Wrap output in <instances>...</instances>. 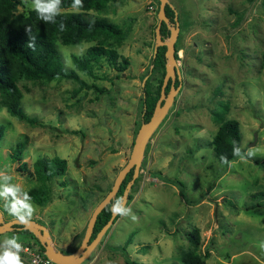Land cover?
Listing matches in <instances>:
<instances>
[{
  "label": "rangeland",
  "instance_id": "1",
  "mask_svg": "<svg viewBox=\"0 0 264 264\" xmlns=\"http://www.w3.org/2000/svg\"><path fill=\"white\" fill-rule=\"evenodd\" d=\"M18 1L17 11L34 7L33 0ZM167 3L177 19L179 87L147 139L127 191L125 206L137 219L118 215L78 264H183L180 253L191 247L185 231L192 226L199 233L195 250L207 263L264 264V196L258 194L264 190V0ZM157 8L158 0H109L101 11L87 10V16H105L123 29L115 45L128 60L121 72L101 60L95 68L101 77L88 76L71 55L83 54L94 40L56 41L64 68L86 85L70 78H20L19 105L42 125L0 106V172L11 175V183L25 191L38 184L31 164L39 155L66 159L64 173L48 181L50 199L42 205L30 201L36 207L32 219L46 226L63 252L79 244L91 210L128 158L140 122L141 82L150 67ZM160 76V69L149 73L152 86ZM227 118L238 122L242 152H255L245 161L230 159L231 167L215 158L209 143ZM18 140L21 158L14 160L10 152ZM0 212L3 220L14 218L3 198ZM13 236L35 242L28 233L5 230L0 243Z\"/></svg>",
  "mask_w": 264,
  "mask_h": 264
},
{
  "label": "trees",
  "instance_id": "2",
  "mask_svg": "<svg viewBox=\"0 0 264 264\" xmlns=\"http://www.w3.org/2000/svg\"><path fill=\"white\" fill-rule=\"evenodd\" d=\"M109 0H82L83 9L76 13L72 7L73 0H61V14L55 17L56 23H45L38 18L34 7L26 11H17L18 0H0V106H3L7 112L14 115L29 124L42 125V122L29 115L20 107L21 92L17 81L20 78L35 80H51L54 78H70L78 81V85H86L83 79L79 78L73 69H65L56 48V41L59 40L63 44H76L80 41L94 40V43L88 45L81 55H71L74 66L83 71L86 75L93 78H99L101 75L95 72V68L100 66L101 60H104L116 71L121 72L128 64V60L122 54L116 51L115 45L119 44L124 37L123 29L115 22L108 20L105 16H87V10L93 9L101 11ZM165 14L168 22H173V9L165 4ZM63 22L65 30L61 31L60 23ZM31 29L30 33L25 28ZM160 35L165 38L169 34V28L165 22L160 24ZM30 37L36 38L35 50L28 47ZM179 45L177 40L174 42V56L177 58V49ZM164 45H158L155 53L150 56V67L141 84V95L139 98L141 114L140 121L146 120L150 116L155 101L159 95L162 74L164 72ZM153 69H160L161 76L155 86H152L149 80V73ZM179 79L174 78L173 84L176 85ZM95 86L94 84H91ZM169 87V79L164 89ZM97 91L103 88L95 86ZM140 122H138L139 125ZM75 131V130H74ZM4 132V126L0 123V137ZM241 133L239 131L236 119H222L209 143L215 158L220 161L221 156H226L228 160L235 158L233 156V147H239ZM133 140V139H132ZM132 143V142H131ZM23 147L22 141H16L10 155L14 160L21 158ZM243 153V152H242ZM257 161V158H253ZM24 167L25 163L20 162ZM32 175L38 180V184L26 189L31 200L38 205H42L50 199L51 189L48 181L62 175L66 169V159L59 155L51 156L39 155L32 161ZM132 169L128 170L122 178L116 192L108 203H106L97 213L94 220L90 238H92L102 224L110 215V205L121 198L122 191L126 182L130 179ZM135 179V178H134ZM62 185L63 181H59ZM264 196V190L258 192ZM131 194L127 192L126 199L129 200ZM118 215L113 217V220ZM112 220V221H113ZM13 232L28 233L35 240L33 243L38 250L43 252V246L38 242L35 236L27 229L12 228ZM119 246L124 250V245L129 241V236ZM185 237L190 248L180 253V260L183 264H209L200 255L195 247L199 241L198 228L192 226L185 231ZM18 242H26L20 240ZM28 242V241H27ZM206 254V252H204ZM129 264H135L134 261H127ZM56 264V263H52Z\"/></svg>",
  "mask_w": 264,
  "mask_h": 264
},
{
  "label": "water",
  "instance_id": "3",
  "mask_svg": "<svg viewBox=\"0 0 264 264\" xmlns=\"http://www.w3.org/2000/svg\"><path fill=\"white\" fill-rule=\"evenodd\" d=\"M165 4H168L167 0H158V8L156 12L157 21L153 30L154 42L152 53H155L156 47L158 45L165 46L164 72L160 84L159 95L155 101L152 112L148 119L141 120L136 129L128 158L126 159L124 164L118 169L109 189L97 201V203L91 210L79 244L73 250L69 252H63L60 249L54 247V244L51 242V237L45 225L35 221L34 219H32L31 223L27 226L17 222L15 217L3 220L0 212V232H3L5 230H11L12 228L27 229L32 233L33 236L36 237L38 242L43 246V254L48 257L53 263L78 264L88 255L93 246L99 241L105 229L113 220L114 215L111 211L113 205H110V215L108 219L102 224V226L98 229L95 235L90 238L92 226L97 213L113 197L125 173L128 170L132 169L131 177L126 182L121 194V197H124L126 200L128 188L130 187L134 178L138 174L145 143L149 138L151 132L155 129L159 121L164 116L168 106L171 104L174 92L179 87V82L176 85L173 84V80L175 77L179 79V69L177 67L176 58L174 56V42L178 27L177 19L174 15L173 22H168V17L165 14ZM161 22H165L169 28V34L165 38H162L160 35L159 29ZM168 79L169 87L167 90H165L164 86L166 85Z\"/></svg>",
  "mask_w": 264,
  "mask_h": 264
},
{
  "label": "clouds",
  "instance_id": "4",
  "mask_svg": "<svg viewBox=\"0 0 264 264\" xmlns=\"http://www.w3.org/2000/svg\"><path fill=\"white\" fill-rule=\"evenodd\" d=\"M61 0H33L34 10L38 14V18L45 23H56L55 17L61 14ZM72 8L74 12L79 13L83 9L82 0H73ZM61 31L65 30L63 22L60 23ZM27 33L31 32L29 27L25 28ZM28 47L35 50L36 38L30 37ZM233 156L239 157L241 161H245L248 157L255 156L252 149L244 154L239 147H233ZM222 164L232 166L234 162L228 160L226 156L220 157ZM12 176L5 172H0V198L6 201V209L10 215L14 216L20 224L29 225L32 221L33 214L36 212V207L30 202L31 197L28 192L23 190L19 184H13ZM10 197V199H9ZM112 214L120 216H129L133 221L137 219L132 209L125 206V198L121 197L115 201L112 206ZM18 237L13 236L10 239H5L0 243V264H24L20 253L26 251L21 243H18Z\"/></svg>",
  "mask_w": 264,
  "mask_h": 264
},
{
  "label": "built area",
  "instance_id": "5",
  "mask_svg": "<svg viewBox=\"0 0 264 264\" xmlns=\"http://www.w3.org/2000/svg\"><path fill=\"white\" fill-rule=\"evenodd\" d=\"M21 243L26 251L20 253L21 257L27 262V264H52L53 262L46 257L42 251L38 250L37 246L30 242H18Z\"/></svg>",
  "mask_w": 264,
  "mask_h": 264
},
{
  "label": "flooded vegetation",
  "instance_id": "6",
  "mask_svg": "<svg viewBox=\"0 0 264 264\" xmlns=\"http://www.w3.org/2000/svg\"><path fill=\"white\" fill-rule=\"evenodd\" d=\"M174 81V80H173Z\"/></svg>",
  "mask_w": 264,
  "mask_h": 264
}]
</instances>
